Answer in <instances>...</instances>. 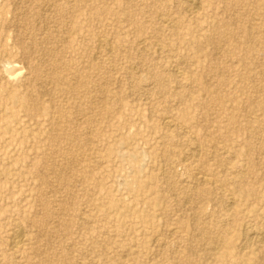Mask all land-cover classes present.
<instances>
[{"label": "rangeland", "instance_id": "obj_1", "mask_svg": "<svg viewBox=\"0 0 264 264\" xmlns=\"http://www.w3.org/2000/svg\"><path fill=\"white\" fill-rule=\"evenodd\" d=\"M261 232L264 0H0V264H264Z\"/></svg>", "mask_w": 264, "mask_h": 264}, {"label": "bare ground", "instance_id": "obj_2", "mask_svg": "<svg viewBox=\"0 0 264 264\" xmlns=\"http://www.w3.org/2000/svg\"><path fill=\"white\" fill-rule=\"evenodd\" d=\"M197 4V3H196ZM198 7H199V5H197ZM45 7V6H44ZM48 8V7H47ZM195 7H193V4L192 5H187L186 6V8H185V11H186V13L187 12H193V10H194V12H195ZM42 11V10H41ZM162 17V16H161ZM158 18V17H157ZM254 18V17H253ZM39 21V20H38ZM20 24V23H19ZM172 25V24H171ZM54 35V34H53ZM100 40H102V39H100ZM158 43V42H157ZM110 45V44H109ZM102 47V46H101ZM32 50V49H31ZM110 52V51H109ZM159 52V51H158ZM54 55V54H53ZM52 55V56H53ZM24 61V60H23ZM183 61V60H182ZM4 65V64H3ZM2 65V66H3ZM7 65H8V63H7ZM1 66V67H2ZM29 66V65H28ZM31 66H29V68H30ZM4 69H3V71H5V75H8V76H12V74H13V71H17L18 70V68H16V69H13L14 67H3ZM31 70L33 71V75L34 76H38L39 75V71L38 70H35L34 69V67H31ZM19 72V71H18ZM45 72V71H44ZM7 73V74H6ZM14 73H16V72H14ZM3 74H4V72H3ZM14 75V74H13ZM55 82H58L57 80H56V77H55V75L53 74L52 75V77H51ZM101 90V89H100ZM99 92V91H98ZM251 119V118H250ZM169 120V119H168ZM166 121H167V119H166ZM168 122H170V121H168ZM168 122H167V124H168ZM164 123V122H163ZM162 123V124H163ZM166 123V122H165ZM164 125H166V124H164ZM169 126V125H168ZM180 126V125H179ZM165 127V126H164ZM186 132V131H185ZM214 146V145H213ZM216 146V145H215ZM189 147V146H188ZM65 156V155H64ZM197 158V157H196ZM185 160V159H184ZM171 167V166H170ZM195 185L197 184V185H202V186H204V185H209V186H213L215 183L213 182V180H212V177H209V176H207V175H205V174H203V175H197V176H195ZM175 196V195H174ZM189 201V200H188ZM187 201V202H188ZM233 202V201H232ZM61 211V210H60ZM178 212V211H177ZM85 218V217H84ZM18 224V223H17ZM82 224V223H81ZM244 227H246V226H244ZM15 230H17V229H15ZM206 230V229H205ZM245 230V232H244V234L246 233V240L245 241H247L248 243H250L249 241H251V239H253L252 237H254V235L255 234H253V231L251 232V230H248L247 228H245L244 229ZM200 232V231H199ZM168 234L170 235V236H175L176 234H177V231L175 230V229H169L168 230ZM258 234H260V237H259V241L260 242H263L264 241V233H258ZM20 235H22V233H21V231H20V233H15V235H13V239L11 240H9V241H11V247L12 248H14V247H16V246H18L19 245V243H20ZM253 235V236H252ZM244 236V235H243ZM252 236V237H251ZM256 236H257V234H256ZM23 237V236H22ZM156 239H157V237H155ZM256 238V237H255ZM155 240V239H154ZM153 240V241H154ZM158 243H162V242H164L165 240H163V239H157L156 240ZM200 241V240H199ZM22 243V242H21ZM154 245V244H153ZM245 245H248V244H245ZM165 246V245H164ZM221 247V246H220ZM213 250V249H212ZM215 250V249H214ZM201 251V250H200ZM219 250L217 249V252H218ZM83 253H84V251H82ZM214 252V251H213ZM212 252V253H213ZM216 252V251H215ZM220 252V251H219ZM215 253H213V255H214ZM216 255V254H215ZM125 256V255H124ZM123 256V257H124ZM157 256V255H156ZM92 260V259H91ZM79 264V263H78Z\"/></svg>", "mask_w": 264, "mask_h": 264}]
</instances>
